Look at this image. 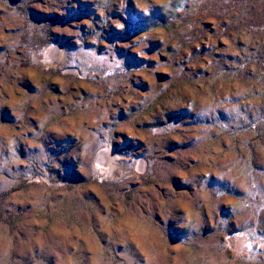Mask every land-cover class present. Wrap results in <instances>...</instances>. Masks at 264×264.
Wrapping results in <instances>:
<instances>
[{
	"label": "rangeland",
	"instance_id": "rangeland-1",
	"mask_svg": "<svg viewBox=\"0 0 264 264\" xmlns=\"http://www.w3.org/2000/svg\"><path fill=\"white\" fill-rule=\"evenodd\" d=\"M0 264H264V0H0Z\"/></svg>",
	"mask_w": 264,
	"mask_h": 264
},
{
	"label": "bare ground",
	"instance_id": "bare-ground-1",
	"mask_svg": "<svg viewBox=\"0 0 264 264\" xmlns=\"http://www.w3.org/2000/svg\"><path fill=\"white\" fill-rule=\"evenodd\" d=\"M45 51V50H44ZM47 51V50H46ZM45 51V52H46ZM51 51V50H50ZM50 54V53H49ZM52 54V53H51ZM47 56V53H46V55H45V57ZM44 60H49V62H50V59H48V57H46V59H44ZM48 62V61H47ZM48 62V63H49ZM47 63V64H48ZM50 64V63H49ZM48 64V65H49ZM51 65V64H50ZM103 145V144H102ZM100 146V145H99ZM109 146V145H108ZM101 147V146H100ZM97 148H99L98 146H97ZM104 148H105V146H104ZM110 150V149H109ZM106 153H107V156H108V158L109 159H111L110 161H111V167L109 168V170L107 171V173H110V174H114V175H117V176H122L123 174L122 173H120V171H122V169H120V167H118L119 169H117L116 168V164H114L113 163V160H114V156H113V154L110 152V151H108V150H106ZM94 154V153H93ZM94 157L96 158V162H97V160L98 159H100L102 162H103V160H104V156L102 155V154H98L97 152L94 154ZM118 157V156H117ZM92 158H93V156H92ZM107 159V158H106ZM99 160V161H100ZM116 160V159H115ZM94 161V160H93ZM122 161V160H121ZM120 161V162H121ZM95 163V162H94ZM98 163V162H97ZM96 163V164H97ZM91 164H92V161H91ZM126 164V163H125ZM124 164V165H125ZM125 167V166H124ZM91 169H92V171L94 172V174H96V175H99V173H100V171H101V168H99V166L97 165H93L92 164V167H91ZM104 171V170H103ZM106 172V171H105ZM102 174H103V172H102ZM105 175H106V173H105ZM241 237V236H240ZM239 237V238H240ZM246 238V237H245ZM232 239V238H231ZM248 240H236V241H231L230 240V244L229 245H231L233 248H236V250L238 251V253H239V251H242L243 249H245L246 248V250H250V249H253V245L252 244H250V243H248L247 242ZM228 242V241H227ZM243 253V252H242ZM244 253H246V252H244Z\"/></svg>",
	"mask_w": 264,
	"mask_h": 264
}]
</instances>
